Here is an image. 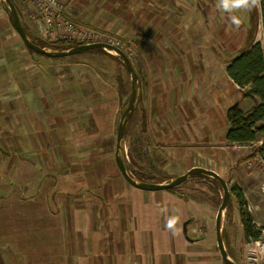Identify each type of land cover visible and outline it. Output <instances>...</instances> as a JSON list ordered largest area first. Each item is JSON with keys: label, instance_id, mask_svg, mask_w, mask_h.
Wrapping results in <instances>:
<instances>
[{"label": "crops", "instance_id": "1", "mask_svg": "<svg viewBox=\"0 0 264 264\" xmlns=\"http://www.w3.org/2000/svg\"><path fill=\"white\" fill-rule=\"evenodd\" d=\"M134 3L74 0L72 11L79 13L77 20L100 21L124 34L136 12L148 7L143 14L156 43L145 76L140 73L147 131L172 151L189 136H202L194 149L179 150L186 159L181 164L222 176L217 110L238 104L250 113L257 97L236 98L239 86L227 73L229 60L225 71L213 75L198 64L205 53L184 45L195 37L182 27L186 15L200 14L210 4ZM21 44L16 37L0 38V264H221L219 255H205L202 249L212 243L196 234L197 226L212 223L211 206L169 189L135 187L110 158L78 157V148L94 150L78 126L99 117V107L94 108L104 99L99 93L104 87L95 99V80L88 71L79 75L52 67ZM217 55L223 66L221 48L213 52ZM187 120L189 129L183 126ZM104 166L114 174L96 168ZM186 223L195 234L185 233Z\"/></svg>", "mask_w": 264, "mask_h": 264}, {"label": "rangeland", "instance_id": "2", "mask_svg": "<svg viewBox=\"0 0 264 264\" xmlns=\"http://www.w3.org/2000/svg\"><path fill=\"white\" fill-rule=\"evenodd\" d=\"M189 1H193V6L196 3V6L198 4H203L204 6L210 4V6L207 5V10L206 7L201 6L203 9H201L200 14H195L194 16V14L188 13L185 17L186 22L182 26L185 31H189L195 35V37L192 36L193 38L190 37L184 42V45L193 49L199 47L205 53L204 59L198 58V64L204 65L209 73L218 75L219 72L225 71L226 62L228 60L231 62L233 57L237 56L245 48L248 43V36L250 37L253 33L255 34V42L264 43L261 0ZM249 1H252V4L255 6V10H253L254 14L251 13L249 8ZM14 2L17 5L22 22L29 31L30 36L35 40L56 46L63 41L85 44V41L79 39L72 40L61 37L54 40L45 39L37 22L30 17L31 13H36L35 7L26 0H14ZM134 2L139 5L141 4V0H134ZM147 8L144 7L138 11L136 10L138 16L132 21L131 27L125 28L124 34H121L119 29H111L109 28L110 25L102 24L100 21L82 22L77 20V23L81 27L91 28L96 32L114 37L115 42H120V48L130 56L135 69L140 78H142L140 73L142 76H145L144 69L147 64L148 55L156 43V40H154L155 34L150 31L148 14H143ZM204 9L206 13H204ZM73 12L77 17L79 16L75 8ZM191 12L195 13V9L192 8ZM120 26L122 27V25ZM0 31V38L2 40L7 42V40L11 41V39L16 37L21 41L22 47L27 48L20 34L15 29L13 18L10 16V12L3 0H0ZM202 33H204L205 39H203ZM198 34L200 36L197 37ZM219 48H221L222 54L225 57V60L222 59L223 66L220 65L221 59L218 55L216 57L213 56V52H217ZM192 54L196 53L193 52ZM33 55H36L38 59H41L52 67L63 68L62 70L65 72L74 69L79 75H82L88 71L87 73L90 74V77H94L95 99L101 93L104 98L94 108L95 110L99 107L100 115L96 119L89 121L87 126L82 128L78 126V130H82L80 131V135H83L84 139L90 140L94 146V150L88 149L86 151L83 150L84 148H78L77 153L81 160L90 161L91 159V161H94L96 158L105 160L110 158L114 164L116 162L115 152L118 125L125 104L128 103L132 87L130 74L120 57L103 49H92L62 58ZM77 63L80 66H76ZM102 87L104 88L99 91ZM250 88V86H247L244 91H249ZM229 89L231 94L235 90L238 91L235 93L237 99H242L241 97L246 98L244 91L240 87H235L234 90L232 86ZM97 91L100 94L97 95ZM142 99V96H140L138 108L134 113L132 123L130 122L129 134L125 138L126 160L129 172L134 178L142 181H171L176 176L185 174L190 170L187 169L184 163L181 164L186 159L179 150L183 148L184 150L189 149V151L194 149L195 144H198L199 140H202L203 137L189 136L186 140L188 142L184 140V143L177 144L175 151H172L167 146L161 148L160 137L152 136L149 133V129L147 131L149 126L145 120L146 116L143 114ZM257 101H260L259 98H257ZM255 102L256 100H252L253 104L251 108L254 107ZM228 110L229 108L221 106L217 110L215 120L216 124H219V132L223 137L219 145L222 149L221 163L224 167L222 177L227 180L231 189V199L224 214V241L227 250L239 264H264V133H259L256 141L248 144L228 142L225 139L230 128ZM244 112L248 113L249 111ZM79 124L83 125L82 121H79ZM183 126H185V129H189L190 120L185 121ZM221 163L216 165V168L219 170H221ZM96 168L100 173L114 174L113 168L108 169L105 166L100 169ZM235 186L239 187L245 195L246 205L242 207V210L244 209L246 213L244 220L241 216V205L237 193L234 191ZM172 191L181 197L187 199L194 198L212 207V223L197 226L196 234L201 239L209 240L212 243L206 249H202L205 255L207 257H213V253L216 256L219 255L220 263L225 264L218 247L215 226L219 207L223 201L224 191L222 185L213 178L203 175H193L176 186ZM248 215H251L254 220V225L256 226L254 229L261 230V235L258 239H246L244 222L248 221ZM193 218H196V216ZM193 221L195 219L191 220V222ZM188 226L187 230L189 229V234H195V228Z\"/></svg>", "mask_w": 264, "mask_h": 264}, {"label": "water", "instance_id": "3", "mask_svg": "<svg viewBox=\"0 0 264 264\" xmlns=\"http://www.w3.org/2000/svg\"><path fill=\"white\" fill-rule=\"evenodd\" d=\"M3 2L5 3L7 9L9 10L13 18L15 29L20 34L25 45L29 49H32L39 54H43V55H46L52 58H62L66 56L80 54V53H83V52H86L92 49H103V50H107L113 53L115 56L120 57L122 63L127 68L130 74V78L132 82L129 100L122 113V117L119 122L118 131H117V146H116V152H115V159H116V163L122 175L131 185L141 188L143 190H150V191L174 188L180 185L181 183H183L184 181L188 180V178L193 175H203V176L213 178L214 180H217L222 185V188L224 191L223 201L219 207V211H218L217 219H216V235H217L218 247L222 254L225 264H239L237 260H235L233 256L229 253V251L227 250V247L224 241V229H223L224 214L227 210V207L231 199V189L229 188L228 182L225 178L219 175L216 171L207 169L205 167H193L185 174L179 175L175 177L174 179H172L171 181L164 182V183L138 180L134 178L129 172V169L126 163L125 138H126L127 129L130 124L131 116L135 111L137 99L139 98V95L141 93V78L137 70L135 69V66L132 60L130 59V57L120 48L114 45L108 44V43H104V42L78 44L68 49H61V50L43 47L39 45L38 43H36L35 41H33L27 34L25 25L20 18V15H19V12H18V9H17V6L14 0H3ZM184 231L187 234V223L185 224Z\"/></svg>", "mask_w": 264, "mask_h": 264}, {"label": "trees", "instance_id": "4", "mask_svg": "<svg viewBox=\"0 0 264 264\" xmlns=\"http://www.w3.org/2000/svg\"><path fill=\"white\" fill-rule=\"evenodd\" d=\"M249 5L251 13L254 14L253 10H255V6L254 4H252V1L249 3ZM261 6L263 12L262 19L264 35V0H261ZM25 29L27 31V34L33 41L46 48L61 50L78 45L77 43L71 41L60 42L57 46L45 42H40L30 36L29 31L26 27ZM247 42L248 43L245 48L242 49L241 52H239L240 54L238 53L237 56H235L227 65L226 70L231 79L243 91L247 86L251 87L249 91H244V96L246 98L257 97L260 101L255 102L254 107L250 113L244 112L238 104H235L229 108L228 118L230 121V128L227 132L226 139L228 142L234 144H248L254 142L256 141L257 135L259 133H264V43L255 42L254 33L250 37L248 36ZM29 50L33 54L48 57L46 55L39 54L32 49ZM138 101L139 98L137 99L135 111L138 108ZM126 105L127 103L125 104V106ZM134 113L131 116V123ZM130 126L131 124H129L126 136H128L129 134ZM174 188H171L169 190H173ZM234 191L237 193V197L241 205V216L244 220L246 213L244 209L242 210V207L246 205L245 195L243 191L237 186L234 187ZM255 227L256 226L254 225L253 218L251 217V215H248V221L244 222L246 239H258L260 237L261 230L254 229Z\"/></svg>", "mask_w": 264, "mask_h": 264}, {"label": "built area", "instance_id": "5", "mask_svg": "<svg viewBox=\"0 0 264 264\" xmlns=\"http://www.w3.org/2000/svg\"><path fill=\"white\" fill-rule=\"evenodd\" d=\"M26 1L35 7L36 13H31L30 17L37 22L45 39L54 40L61 37L72 40L79 39L85 43L104 42L118 48L121 47V43L115 42L114 37L96 32L91 28L81 27L72 11L74 0ZM120 49L122 50V48Z\"/></svg>", "mask_w": 264, "mask_h": 264}, {"label": "flooded vegetation", "instance_id": "6", "mask_svg": "<svg viewBox=\"0 0 264 264\" xmlns=\"http://www.w3.org/2000/svg\"><path fill=\"white\" fill-rule=\"evenodd\" d=\"M249 3H250V1H249Z\"/></svg>", "mask_w": 264, "mask_h": 264}]
</instances>
